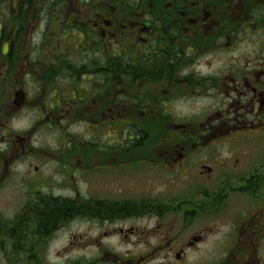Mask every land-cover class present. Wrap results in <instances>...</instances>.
I'll use <instances>...</instances> for the list:
<instances>
[{"label":"flooded vegetation","instance_id":"1","mask_svg":"<svg viewBox=\"0 0 264 264\" xmlns=\"http://www.w3.org/2000/svg\"><path fill=\"white\" fill-rule=\"evenodd\" d=\"M0 29V264H264V0H0Z\"/></svg>","mask_w":264,"mask_h":264},{"label":"rangeland","instance_id":"2","mask_svg":"<svg viewBox=\"0 0 264 264\" xmlns=\"http://www.w3.org/2000/svg\"><path fill=\"white\" fill-rule=\"evenodd\" d=\"M4 95H5L4 89H0V101L3 100ZM178 114L179 113H177L176 115ZM25 117L26 116L23 115L22 117L15 119L12 123L13 128L18 130V129L27 127V125L31 123L32 119L31 118L25 119ZM150 121L154 123L158 122L157 119L150 120ZM152 128L153 129H148V132L151 133L153 137L155 138L163 137L162 134H164V130H163L162 125L155 124V125H152ZM36 136L39 138V142H40L41 139H46L48 141V139L52 135L47 133V130L42 129L41 131H39V133ZM175 137H177V135H176V132H174L173 130L170 131V134L166 135L167 139H173ZM157 173H155L154 176L152 177L149 176L144 186L145 191H141L140 189H138L137 193H132V190L129 187L126 188L123 186V190L125 193L123 194V198H131L133 194H134L133 197L137 195L139 197L146 196V197H151L153 199L160 198L161 189L163 186V178L160 172H157ZM175 178H176L175 175L167 178L166 185L169 186V189L171 192L175 190V188L177 187V184L170 182L172 179H175ZM148 186H151L150 191H148L149 189ZM126 189L129 191L126 192ZM24 202H25V196L23 194V187L20 185V182L18 179H16L14 183H7V184L2 183L0 185V221H13V218L18 217L20 213L22 212ZM133 221H158V219H156L153 216H150L146 219H138V220H133ZM165 221H183V220L181 219V217H177L176 215H171L169 218L165 219ZM200 221H211V220L202 219ZM116 242L117 241H114L113 244L116 245ZM57 246H59V244Z\"/></svg>","mask_w":264,"mask_h":264},{"label":"water","instance_id":"3","mask_svg":"<svg viewBox=\"0 0 264 264\" xmlns=\"http://www.w3.org/2000/svg\"><path fill=\"white\" fill-rule=\"evenodd\" d=\"M0 37H1V29H0Z\"/></svg>","mask_w":264,"mask_h":264}]
</instances>
